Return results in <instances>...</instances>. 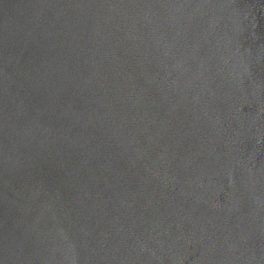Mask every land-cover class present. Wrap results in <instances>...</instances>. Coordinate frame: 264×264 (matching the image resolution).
<instances>
[{
    "label": "water",
    "instance_id": "obj_1",
    "mask_svg": "<svg viewBox=\"0 0 264 264\" xmlns=\"http://www.w3.org/2000/svg\"><path fill=\"white\" fill-rule=\"evenodd\" d=\"M0 264H264V0H0Z\"/></svg>",
    "mask_w": 264,
    "mask_h": 264
}]
</instances>
